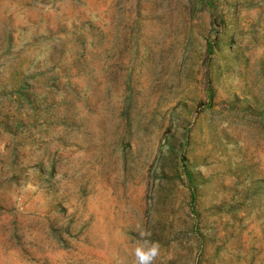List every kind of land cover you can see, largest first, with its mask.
<instances>
[{
	"label": "rangeland",
	"instance_id": "rangeland-1",
	"mask_svg": "<svg viewBox=\"0 0 264 264\" xmlns=\"http://www.w3.org/2000/svg\"><path fill=\"white\" fill-rule=\"evenodd\" d=\"M264 264V0H0V264Z\"/></svg>",
	"mask_w": 264,
	"mask_h": 264
},
{
	"label": "clouds",
	"instance_id": "clouds-1",
	"mask_svg": "<svg viewBox=\"0 0 264 264\" xmlns=\"http://www.w3.org/2000/svg\"><path fill=\"white\" fill-rule=\"evenodd\" d=\"M138 236L139 238L132 249L133 264H156L157 258L161 254L160 242L151 239L150 231H140Z\"/></svg>",
	"mask_w": 264,
	"mask_h": 264
}]
</instances>
